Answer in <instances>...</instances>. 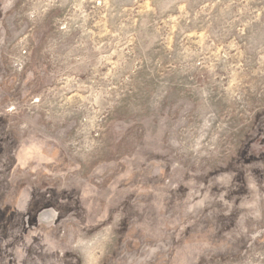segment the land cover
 Wrapping results in <instances>:
<instances>
[{
  "label": "clouds",
  "instance_id": "9594fccd",
  "mask_svg": "<svg viewBox=\"0 0 264 264\" xmlns=\"http://www.w3.org/2000/svg\"><path fill=\"white\" fill-rule=\"evenodd\" d=\"M0 264H264V0H0Z\"/></svg>",
  "mask_w": 264,
  "mask_h": 264
}]
</instances>
